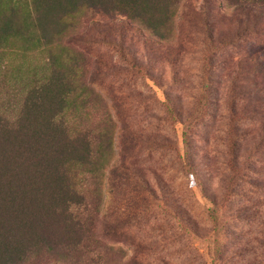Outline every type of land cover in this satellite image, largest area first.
Segmentation results:
<instances>
[{
    "label": "rangeland",
    "instance_id": "1",
    "mask_svg": "<svg viewBox=\"0 0 264 264\" xmlns=\"http://www.w3.org/2000/svg\"><path fill=\"white\" fill-rule=\"evenodd\" d=\"M233 1L179 0L163 36L127 21L77 44V121L104 164L78 264H264V6Z\"/></svg>",
    "mask_w": 264,
    "mask_h": 264
},
{
    "label": "trees",
    "instance_id": "2",
    "mask_svg": "<svg viewBox=\"0 0 264 264\" xmlns=\"http://www.w3.org/2000/svg\"><path fill=\"white\" fill-rule=\"evenodd\" d=\"M178 2L0 0V264H78L90 252L100 193L88 181L104 164L77 121L89 87L76 46L127 21L163 36Z\"/></svg>",
    "mask_w": 264,
    "mask_h": 264
}]
</instances>
